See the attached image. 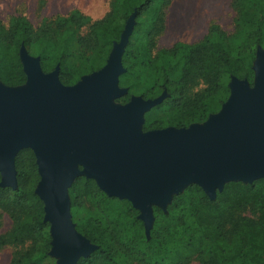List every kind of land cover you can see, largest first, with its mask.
Here are the masks:
<instances>
[{"label":"trees","instance_id":"16d2710c","mask_svg":"<svg viewBox=\"0 0 264 264\" xmlns=\"http://www.w3.org/2000/svg\"><path fill=\"white\" fill-rule=\"evenodd\" d=\"M120 1L116 0L117 10L122 7ZM123 1L129 6L120 16L113 11L95 21L79 12L67 18L47 21L40 27H34L24 16L13 17L8 25L0 21V80L8 86L24 84L27 75L17 51L22 45L28 50L36 45L39 47L33 54L41 58L43 70L49 72L59 66L61 82L67 86L75 84L83 71L92 72L104 63L75 70L71 65L74 57L72 47L87 51L110 47L112 40L119 38V33L110 31L123 28L115 19L125 20L130 12L136 10L137 17L148 12L153 15L139 51L132 45L127 46L123 57V65L127 69L124 76L139 64L152 71L156 80L148 90L140 93L131 86L129 94L121 101H127L133 94L148 99L167 89L171 94L168 100L171 116L167 125L186 128L193 122L207 119L213 100L219 99L222 105L225 103L230 78L246 79L252 84L253 62L258 48H264V0H231L234 11L231 34L213 24L208 34L197 43H177L157 51L156 38L166 29L165 8L173 0ZM83 27H88L86 34L80 32ZM15 49L16 63L9 65L7 55ZM198 79H201L203 87L200 92L190 95L189 89L196 85ZM165 127V122L155 121L146 126V130ZM24 153L31 155V150H22L17 156L20 189L12 198L8 195L12 190L0 186V211L13 220L12 229L0 236V247L16 248L10 264H54L48 256L51 237L47 230L49 225L44 222V204L33 191L27 192V174L19 166ZM83 178L79 177L72 186V206L80 205L88 196L102 199L98 204L100 216L89 218L78 229L97 245V250L81 258L77 264H191L194 261L222 264L220 250L204 244L201 234L212 228L223 239L232 238L239 230L242 231L245 224L250 225L257 219L253 214H246L250 208L264 212L263 179L252 185L229 184L216 201H212L200 186L193 185L188 192L174 198L167 213L155 208L157 221L150 238H147L143 222L138 219L139 211L131 202L109 198L93 179L84 178V183L80 184ZM112 201L121 208L119 217L110 210ZM191 227L194 234L189 231ZM249 233L252 234V229ZM255 235V232L251 235V247L263 256L264 240L260 241ZM258 264H264V260Z\"/></svg>","mask_w":264,"mask_h":264},{"label":"water","instance_id":"95a60500","mask_svg":"<svg viewBox=\"0 0 264 264\" xmlns=\"http://www.w3.org/2000/svg\"><path fill=\"white\" fill-rule=\"evenodd\" d=\"M135 14L107 64L75 85H64L60 67L46 73L40 58L24 46L25 85L0 82L1 186H16L15 161L31 149L39 165L37 194L51 223L52 254L60 264H77L97 249L71 220L68 191L84 175L109 197L128 200L140 211L147 233L152 205L166 208L188 185L214 199L229 181L264 179V51L257 50L255 79L233 77L231 95L203 124L143 131L144 115L163 98H132L116 104L126 90L122 55ZM82 168V169H81Z\"/></svg>","mask_w":264,"mask_h":264},{"label":"rangeland","instance_id":"374dc122","mask_svg":"<svg viewBox=\"0 0 264 264\" xmlns=\"http://www.w3.org/2000/svg\"><path fill=\"white\" fill-rule=\"evenodd\" d=\"M115 3L116 0H0V21L4 25H8L13 17L24 16L34 27H40L41 25L45 24V22L47 21L57 20L59 18H67L74 12H79L82 15H85L91 18L93 21H95L105 18L109 13L113 11L117 14V16H120L122 12L129 6L126 1L121 0L119 4H121L122 7L118 8L117 10L115 9ZM123 5L126 7H124ZM135 12L136 10L130 12L125 20H122L120 18L115 19L117 23L123 25V28L119 31L116 30L110 31V33H119V38L112 40V45L110 47L107 46L100 50H95V51H91V50L87 51L81 49L78 46L72 47L71 50L74 52V57L71 59V65L73 68H75V70H81L82 68L84 67L87 68L90 65L100 66L104 63L99 69L94 70L92 72L83 71V74L77 76V81L75 82V84L81 82L85 76H88L96 71H99L107 64L108 58L112 53L115 45H119L121 43V38L124 32L126 31L127 23L129 19L135 14ZM165 12H166V29L162 34H160L156 38V47H155L156 51L160 49L171 48L177 43H187V44L197 43L201 41L208 34L209 29L213 24L220 26V28L226 31L228 34H231L234 30V11L231 6V0H173L171 5L165 8ZM152 15L153 14L151 12L145 13L140 17H137V14L135 15L132 30L128 37V42L125 46L122 55V63L127 46L132 45V47L135 50L139 51V49L143 45L146 37L147 26L152 18ZM80 32L82 34H86L88 32V27H83ZM22 46L25 47V49L27 50L30 56L34 58H40L39 56L33 54L39 46L34 45L30 50H28L25 45ZM21 48L17 52H18L19 61L24 70V64L21 60V55H20ZM262 50L264 51V48H262ZM15 51L16 49L11 50L10 53L7 55L9 65H14L16 63ZM256 59H257V53L255 60L253 62V71H254V65ZM55 69L53 68L46 73L53 72ZM124 69L125 72L119 78V86L120 88L125 89L126 93L122 97L116 100V104L120 106H125L132 100V98L141 97L140 94H133L132 96L128 97L127 101L120 100L129 94V90L131 86H133L134 89L140 93L142 91L148 90L156 80V75L152 71L142 67L139 64L133 69V72H131L127 76H124L125 74H127V69L125 67ZM176 75L178 74L176 73ZM254 79H255V71H254V78L252 84L248 80L251 86H253L254 84ZM0 82L6 85L2 80H0ZM196 82H197L196 85L190 87L189 89L190 95L196 92H200L201 88L203 87L201 79H198ZM232 82H233V77L230 78L228 82L229 94L227 95L225 102L229 99L231 95ZM25 83L22 85L9 86V87H20L25 85ZM170 96L171 94L168 92V90L164 89L161 90V92L160 91L157 92L153 97L145 99V100H154L158 98H163L160 103L153 106L149 111L145 113L144 123L142 126L143 131H149L146 130V126L152 124L155 121L165 122L166 123L165 128L172 127L167 125L171 116V113L168 110V100ZM222 106L223 105L220 103L219 99L213 100L211 102V108L209 110L210 112L208 113L207 119L203 122H193L189 126L195 124L203 125L211 115L220 112ZM19 166L27 174L28 183H26L25 186L27 192L33 191L40 198V196L37 194V188L41 181V175L39 172V165L37 163V158L32 150H31V155L25 153L22 154L19 160ZM15 168H16V161H15ZM82 176L84 175H80L79 177ZM0 178H1L0 179V184H1L2 182L1 173H0ZM16 178H17L16 179L17 182L15 187H10V186L3 187L0 185L2 188H10L12 190V192H9L8 194L9 197L12 198L14 197L15 193L20 189L18 172L16 174ZM84 181L85 180L83 178L80 184L84 183ZM232 183H243L245 185L253 184V183H246L240 181H229L225 184L222 191H217L214 199L212 198L210 199L212 201H216L217 199H219V194L223 193L226 186ZM193 185L194 184L188 185L185 188H183L178 194H175L171 202L167 204L166 208H162L157 205H152L153 220L149 228V233H147L145 221H143L140 218V211L138 210L139 211L138 219L143 222L144 230L147 238H150L151 232L154 229L157 221L155 208H159L164 213H167L168 208L173 203L174 198L176 196L188 192V189L191 188ZM72 186L68 191L69 199H70L71 220L72 223L75 225L77 232L80 233L82 236H84L87 240H89L85 235L79 232L78 229L80 226L85 225L89 218L100 216L98 204L102 198L99 196H94V197L88 196L82 199L80 205L72 206V198L70 194V192H72ZM78 189L79 188H77V190ZM205 194L207 193L205 192ZM109 198H113V197H109ZM119 200H123V199H119ZM185 202L186 205L189 207L188 201L185 200ZM109 207L110 210L115 212L118 217L120 216L119 214L121 208L117 206V202L112 201ZM44 208H45V204H44ZM251 209L253 208H250V210H248L246 214H253L254 217L257 219L253 220L254 222L250 225L245 224L242 231L240 232L239 230V232L233 235L232 238L223 239L222 237L218 236L212 228L206 229L201 234L204 244L216 246L218 250H220L222 257V264H258L260 260L262 259L264 260V255L263 256L258 255L254 250V248L251 247V240H252L251 235H253L254 232L256 233L255 236L260 241L264 240V212H260L258 209L255 210H251ZM44 222L49 225L47 230L49 231V235L51 237V249L48 252V256L49 258H51L54 264H60L59 263L60 258L52 254L54 238L51 232V223L46 221L45 217H44ZM12 227H13V220L5 212L0 211V236L9 232L10 229H12ZM250 229H252V234L249 233ZM189 231L192 234H194L193 227H191ZM89 242L91 243V245L97 248V245L91 242V240H89ZM96 250L97 249H95L94 251ZM15 251L16 248L13 246L0 247V264H10L12 256ZM94 251H92L90 254H92ZM81 258H85V256L81 255L79 260ZM191 264H202V263H200L199 261H194Z\"/></svg>","mask_w":264,"mask_h":264},{"label":"flooded vegetation","instance_id":"af4514ba","mask_svg":"<svg viewBox=\"0 0 264 264\" xmlns=\"http://www.w3.org/2000/svg\"><path fill=\"white\" fill-rule=\"evenodd\" d=\"M82 169V168H81ZM82 177H84V178H86L85 176H82ZM87 179V178H86Z\"/></svg>","mask_w":264,"mask_h":264}]
</instances>
